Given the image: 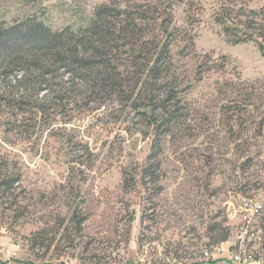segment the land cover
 Here are the masks:
<instances>
[{
    "label": "rangeland",
    "instance_id": "1",
    "mask_svg": "<svg viewBox=\"0 0 264 264\" xmlns=\"http://www.w3.org/2000/svg\"><path fill=\"white\" fill-rule=\"evenodd\" d=\"M104 4L140 5L158 17L144 27L145 41L163 36L160 23L171 13L177 108L165 101L169 88L139 92L135 79L124 94L65 91L71 75L54 70L43 90L22 97L26 70L0 74V178L19 177L11 190L0 188V260L240 264L234 252L243 239L264 263L255 238L264 232V55L254 42L227 40L212 17L214 0H1L0 16L36 13L62 29ZM189 34L195 48L183 39ZM117 55L125 69L129 60ZM238 73L252 95L238 87L232 96ZM164 104L176 108L175 119L158 127ZM246 200L262 210L253 214ZM220 229L230 236L214 249ZM184 247L187 255L171 257ZM203 248L212 255L200 257Z\"/></svg>",
    "mask_w": 264,
    "mask_h": 264
},
{
    "label": "trees",
    "instance_id": "2",
    "mask_svg": "<svg viewBox=\"0 0 264 264\" xmlns=\"http://www.w3.org/2000/svg\"><path fill=\"white\" fill-rule=\"evenodd\" d=\"M262 1L214 0L212 17L230 43L254 42L264 55V5H258ZM157 20L158 17L149 9L140 5L132 7L108 4L97 8L79 26L67 25L62 29H54L36 13H26L12 21L0 16V74H4L9 67L19 66L26 70L19 80L24 91L22 97L27 94L33 96L43 90L46 76L54 70L63 69L71 75V79L65 82L68 83L67 87H63L65 91L79 89L83 85V88L108 89L110 92L124 94L125 81L135 79L139 92L143 89L154 91L169 88L165 101L176 100L173 103L176 107L178 96L171 76L176 73L172 48L178 33H175L177 30L170 31L172 16L169 13L160 23L163 36L160 38L156 35L152 41H145L144 27L152 23L158 24ZM183 39L195 48L193 35H184ZM120 53L129 60L125 69L120 67L123 65L113 62ZM220 59L222 65L228 62L226 55H222ZM129 68L134 73L130 76ZM248 85L238 73L236 81L229 82L233 90L232 96L237 90L247 91ZM248 94L252 95L253 91L248 90ZM130 98H133V94ZM163 106L164 113L154 122L158 127L169 125L175 119L172 113H175L177 107L172 111L168 109V105ZM157 110L159 108L141 111L140 114L155 115L154 111ZM17 181L19 177L4 175L0 178V188L11 190ZM262 208L263 205L260 211ZM213 228L212 231L215 230ZM229 236V230L220 229V233L213 236L212 241L219 245ZM261 243L264 245L263 231ZM186 250L184 247L180 253V249H175L170 255L177 259L181 254L187 255ZM254 254L259 257L257 253ZM0 264L6 263L0 260Z\"/></svg>",
    "mask_w": 264,
    "mask_h": 264
},
{
    "label": "built area",
    "instance_id": "3",
    "mask_svg": "<svg viewBox=\"0 0 264 264\" xmlns=\"http://www.w3.org/2000/svg\"><path fill=\"white\" fill-rule=\"evenodd\" d=\"M243 204L246 205L247 208H249L253 214H256L258 206L261 203L255 202L253 200H246V201H244ZM243 217H244V222H246L247 224H249L252 220V216L250 215V213L244 214ZM244 229L247 232L250 229L249 225L245 226ZM258 232L260 233L261 231H258ZM255 238L258 242H261L262 241V234H260L259 236H255ZM222 243H225V242H222ZM219 247H220V245H218L214 249L219 248ZM211 253H212L211 249L204 248L200 252V257L210 256V255H212ZM234 253H235L234 254L235 259L240 264H247V263H252V262L256 263V264H262L263 263V262H261V260L259 258L256 257V255L254 253L250 252L249 245L246 242V240L242 239V241L240 242V245L236 248Z\"/></svg>",
    "mask_w": 264,
    "mask_h": 264
},
{
    "label": "bare ground",
    "instance_id": "4",
    "mask_svg": "<svg viewBox=\"0 0 264 264\" xmlns=\"http://www.w3.org/2000/svg\"><path fill=\"white\" fill-rule=\"evenodd\" d=\"M261 207H262V205L260 204V205L258 206V209H257L256 213H258V212L260 211Z\"/></svg>",
    "mask_w": 264,
    "mask_h": 264
}]
</instances>
